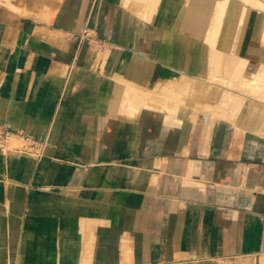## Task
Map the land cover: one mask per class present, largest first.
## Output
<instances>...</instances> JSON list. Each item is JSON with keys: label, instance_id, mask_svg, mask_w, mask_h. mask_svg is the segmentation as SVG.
I'll use <instances>...</instances> for the list:
<instances>
[{"label": "crops", "instance_id": "1", "mask_svg": "<svg viewBox=\"0 0 264 264\" xmlns=\"http://www.w3.org/2000/svg\"><path fill=\"white\" fill-rule=\"evenodd\" d=\"M51 18L0 13V123L46 145L37 158L0 151V264H264V131L110 110L123 96L108 83L150 86L170 66L154 31L128 0H62ZM95 28L105 44L78 47Z\"/></svg>", "mask_w": 264, "mask_h": 264}, {"label": "bare ground", "instance_id": "2", "mask_svg": "<svg viewBox=\"0 0 264 264\" xmlns=\"http://www.w3.org/2000/svg\"><path fill=\"white\" fill-rule=\"evenodd\" d=\"M61 1L44 5L48 9L39 13L45 16L43 21L52 22L51 16ZM35 2L41 4L42 0ZM128 2L140 22L154 31L155 52L162 53L163 61L170 66L164 67L150 86L142 85V81L108 83V89L115 88L113 94L123 96L111 101L110 110H124L131 119L144 108H159L171 114L207 112L232 120L241 130L264 131V0ZM86 32L81 35L85 46L91 47ZM53 38L62 44L66 37L56 33ZM107 52L104 47L90 51L97 68L102 69ZM141 62L134 61L133 66L139 71L138 79L144 80L151 67ZM5 123L23 129L13 122ZM14 138L9 137L0 151L11 156L38 157L12 149L17 141Z\"/></svg>", "mask_w": 264, "mask_h": 264}, {"label": "rangeland", "instance_id": "3", "mask_svg": "<svg viewBox=\"0 0 264 264\" xmlns=\"http://www.w3.org/2000/svg\"><path fill=\"white\" fill-rule=\"evenodd\" d=\"M28 1L29 0H8V1L0 0V13L4 12L5 15H11L13 18L38 19L40 23H43V21L41 20L44 19L45 16H42L39 13H41L44 9L46 10L48 9V7H45L44 5L47 4L48 6L51 2L53 1L55 2V0H42L41 4L40 2L37 4L36 2L34 3V0H33V3H34L33 4ZM3 4L5 5V7L3 6ZM51 9L52 7H50V10ZM5 26H6L5 27L6 32H9V30L11 29L10 23H5ZM87 33L88 32H86V34ZM88 35L90 39V44L93 47H97L99 45L105 44V42H102V41L97 43L96 37H99V32L96 28L93 29L91 33L89 32ZM82 41H83L82 37H78V44H77L78 47H80ZM112 45L113 43L109 44L108 46H112ZM10 74H11L10 67L5 68L0 65V92L5 87L6 82L10 77ZM247 94L253 95L252 93H250V91L247 92ZM1 96L2 95L0 94V97ZM0 126H2L0 127V140L4 141L3 144L7 143V140L9 137L15 136L14 139H16L17 141L15 144L12 145V149L20 150L22 152H25L26 154L27 153H31V154H42L43 153L42 152L44 150L43 147H45L46 145L44 144L43 139L38 137L33 132L27 131L26 129L19 130L10 125L7 126L6 127L7 129H6V128H3L4 126L1 123H0Z\"/></svg>", "mask_w": 264, "mask_h": 264}, {"label": "built area", "instance_id": "4", "mask_svg": "<svg viewBox=\"0 0 264 264\" xmlns=\"http://www.w3.org/2000/svg\"><path fill=\"white\" fill-rule=\"evenodd\" d=\"M4 127L3 128H6L7 126L3 125ZM2 127V126H0ZM7 129V128H6ZM4 141L0 140V146L3 144Z\"/></svg>", "mask_w": 264, "mask_h": 264}]
</instances>
